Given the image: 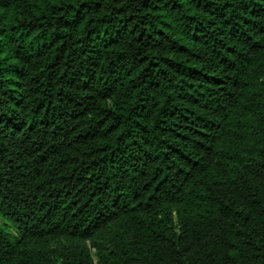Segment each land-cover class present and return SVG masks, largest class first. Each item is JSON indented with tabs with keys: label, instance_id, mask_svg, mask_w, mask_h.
Masks as SVG:
<instances>
[{
	"label": "trees",
	"instance_id": "16d2710c",
	"mask_svg": "<svg viewBox=\"0 0 264 264\" xmlns=\"http://www.w3.org/2000/svg\"><path fill=\"white\" fill-rule=\"evenodd\" d=\"M0 264H264V0H0Z\"/></svg>",
	"mask_w": 264,
	"mask_h": 264
}]
</instances>
